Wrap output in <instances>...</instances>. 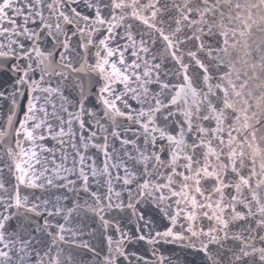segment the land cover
Listing matches in <instances>:
<instances>
[{"label":"snow or ice","instance_id":"1","mask_svg":"<svg viewBox=\"0 0 264 264\" xmlns=\"http://www.w3.org/2000/svg\"><path fill=\"white\" fill-rule=\"evenodd\" d=\"M163 244L264 264V0H0V264Z\"/></svg>","mask_w":264,"mask_h":264},{"label":"water","instance_id":"2","mask_svg":"<svg viewBox=\"0 0 264 264\" xmlns=\"http://www.w3.org/2000/svg\"><path fill=\"white\" fill-rule=\"evenodd\" d=\"M148 211L150 215H155V212L151 209ZM160 252L166 256H171L174 264H200L201 258L199 255L191 249H181L180 246L175 244H163L160 246Z\"/></svg>","mask_w":264,"mask_h":264}]
</instances>
